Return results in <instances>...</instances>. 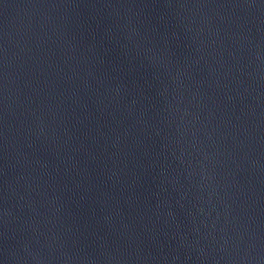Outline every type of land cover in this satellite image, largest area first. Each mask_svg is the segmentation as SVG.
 <instances>
[{
	"label": "water",
	"instance_id": "water-1",
	"mask_svg": "<svg viewBox=\"0 0 264 264\" xmlns=\"http://www.w3.org/2000/svg\"><path fill=\"white\" fill-rule=\"evenodd\" d=\"M0 264H264V0H0Z\"/></svg>",
	"mask_w": 264,
	"mask_h": 264
}]
</instances>
